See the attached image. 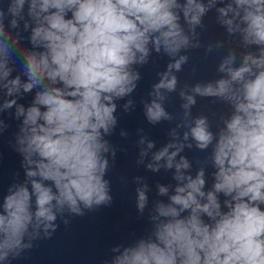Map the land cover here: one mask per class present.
Returning a JSON list of instances; mask_svg holds the SVG:
<instances>
[{"label": "clouds", "instance_id": "1", "mask_svg": "<svg viewBox=\"0 0 264 264\" xmlns=\"http://www.w3.org/2000/svg\"><path fill=\"white\" fill-rule=\"evenodd\" d=\"M213 9L228 37L239 34L238 42H226L243 49L240 63L229 48L216 69L223 76L179 91L181 122L145 165L174 168L177 183L170 195V186L156 185L168 202L155 201L151 230L113 245L110 254H118L103 264H264V0H9L7 12L0 8V113L19 121L9 145L22 157L24 176L0 199V264L52 238L58 219L67 226L71 217L112 204L106 176L117 148L105 137L117 125L116 101L136 91L139 69L153 54L167 56L143 108L149 124L173 121L165 93L177 91L176 73L189 62L188 50L202 47L196 29L206 28L203 18ZM13 45L20 46L19 71ZM211 51L209 44L205 55ZM28 94L29 103L19 102ZM197 96L230 108L217 131L206 115L189 120ZM123 109L133 110L134 100ZM9 127L0 118V135ZM181 127L188 129L182 139ZM189 137L197 150L211 148L210 172L188 171L192 164L180 153L193 148ZM145 143L138 164L155 147L142 135ZM147 190L146 183L135 189L140 213Z\"/></svg>", "mask_w": 264, "mask_h": 264}]
</instances>
